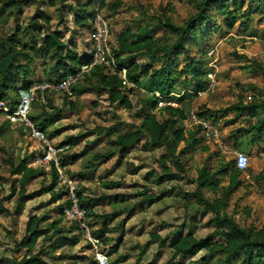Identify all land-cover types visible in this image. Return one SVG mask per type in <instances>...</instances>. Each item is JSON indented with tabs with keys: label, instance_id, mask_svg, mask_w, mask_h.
<instances>
[{
	"label": "rangeland",
	"instance_id": "obj_1",
	"mask_svg": "<svg viewBox=\"0 0 264 264\" xmlns=\"http://www.w3.org/2000/svg\"><path fill=\"white\" fill-rule=\"evenodd\" d=\"M89 1L33 0L31 4H24L19 17L9 15L0 20V39L5 40L14 34L17 24L27 27L30 16L43 13L50 18L49 26H44L45 29L60 28L67 40H77L79 48L83 49V40L85 43L91 42L90 33L86 30L84 34L83 31V34L79 33L82 34L79 37L78 32L82 27L75 23L71 8L77 7L78 3ZM101 1L95 0L94 8L98 7ZM113 1L104 0L106 6L101 10L110 22L112 49L117 47L118 34L128 26L134 29L145 24L152 26L157 23L153 16L163 14L175 23L183 24L196 10L189 0H122L123 5L114 11ZM218 20L223 23V17H218ZM240 25L238 21L233 29H216L205 40L198 35L200 44L199 47H194V52L204 58L205 63L211 60L206 68H214L211 73L214 74L216 85L211 87V78L209 75L205 77L210 79L208 88L187 102V111L207 107L214 110L217 116L223 114L224 118L217 123L225 138L232 130H239L245 123L244 118H236L230 107L241 97L245 102H250V99L259 98L264 92V75L253 63L256 60L264 67V20L259 14H253L246 30L242 31ZM22 33L25 35L22 37L24 42L31 40V33ZM162 34V31L158 32L159 36ZM214 47L217 48V55L211 56L209 52ZM41 63L38 60L35 66V79L43 77ZM181 78L178 77L177 80ZM187 84L188 82L177 83V92H182L184 87L192 88ZM72 91L71 95L58 91L49 93L52 102L48 106H54L61 110L62 114V119L54 125L60 132L52 140L56 144L70 137L77 140L68 148L67 153H64L66 165L62 167V172L76 187L78 186V190H83V198L96 200V213L111 216L106 223L98 222L92 217L89 219L95 230L103 228L104 224L113 229L105 235L107 243L101 247L108 254L109 264H166L172 255L169 242L180 226H183L185 231L193 229L199 236L211 233L215 228L212 220L214 212L210 208L206 209L201 197L213 200L220 198L221 194L210 190H203L202 194H199L195 182L198 170L208 164L216 171L221 161L226 164L235 159V154L222 151L202 139L200 145H210L209 150L203 152L196 149L183 155L185 171L179 172L174 160L166 155L164 147L146 146L147 139L143 138L126 156L120 157L110 141L114 140L117 134L134 129L147 114L160 110L152 106L155 97L147 87V80L143 79L141 87H134L127 92L135 105L133 108L111 103L107 95L100 92V84L96 78L85 79ZM143 100L146 102L143 103ZM68 101H72L75 107L67 103ZM48 110L52 112V109ZM0 125L3 126L0 130V196L5 200V207L0 211V264H17L29 254L28 249L19 243L26 235L27 222L32 214L47 216L41 223L42 228L59 220V226L65 228L68 236H79L78 243L70 241L55 253L44 254L47 264H95V254L84 236L61 214V203L63 200L68 202L67 194L63 197V193L57 189L54 193L43 191L44 186L49 185L52 180L46 164H34L41 168V173L27 185L26 195L30 197L22 207L18 206L19 195L15 194L13 189L19 190L20 185L8 162L14 161L17 164L30 154L37 153L39 147L21 125L6 122ZM103 128H113V133L102 132ZM197 138L201 137L197 135ZM232 144L233 142L228 145L249 154L252 176L258 170L264 171V153L260 152L262 147H253L248 139H245L241 146ZM76 154H80V158L74 162L72 157ZM176 174L181 177H171ZM215 179L220 185L228 184L224 175L216 174ZM242 179L243 185L230 196L226 212L243 226L254 224L262 228L264 185L258 188L253 185V178ZM144 191L148 195L153 194L156 199L142 195ZM247 208L251 209L250 213ZM153 234L166 238L167 243H161ZM121 235L123 239L116 246ZM46 243L47 241L41 238L33 253H40V248ZM119 255H125L127 259L117 263ZM211 256L202 251L193 259H187L186 263L220 264V256L222 259L225 257L222 254ZM204 257L207 258L206 261Z\"/></svg>",
	"mask_w": 264,
	"mask_h": 264
},
{
	"label": "trees",
	"instance_id": "obj_2",
	"mask_svg": "<svg viewBox=\"0 0 264 264\" xmlns=\"http://www.w3.org/2000/svg\"><path fill=\"white\" fill-rule=\"evenodd\" d=\"M32 1L0 0V20L9 15L19 17L24 4H31ZM189 2L195 5L196 10L183 24H177L163 14L153 16L157 23L152 26L145 24L136 29L129 26L125 28L117 36V47L112 49L110 45L117 61V71L110 73L105 67L98 65L89 73H85L80 80L82 82L85 79L96 78L100 84V92L106 94L111 103H118L125 108L135 106L127 92L133 90L134 87H141L143 79L147 80V87L155 97L152 104L153 108H158L159 96L164 100H174L179 103L177 107L166 105L158 108L160 109L159 112L147 114L134 129L119 133L114 140L110 141L120 157H124L136 143L146 138V146L153 145L165 148L166 155L174 160L179 172L185 171L183 155L196 149L207 152L209 146L213 145L201 136L198 127L186 128L184 125L189 112L187 111V105H189L187 102L193 100L200 92L208 88L210 79H205V77H208L211 71H214L212 67L206 68L211 60H207L205 63L204 58L199 57L194 52V47L200 44L198 35H201L202 39L205 40L216 29L225 27L233 29L238 21L241 23L240 29L244 31L248 28V23L253 14H259L264 20V0H189ZM94 4L95 0H90L87 3H78L77 7L71 8L74 12L75 23L82 27V30L78 32L79 37H81L83 31L84 34L86 30L90 33L91 42L85 43V40H83V49L79 48L77 40L74 41L73 38L67 40L64 31L60 28L45 29L44 26H49L50 18L43 13L30 16V23L27 27L17 24L14 34L5 40L0 39V98L7 101L11 112L17 108L20 90L29 89L35 82H58L65 78L68 73L74 72L80 69L82 65L91 62L93 19L96 13L106 6L104 0L99 3L98 7L94 8ZM122 5V0H114L112 7L114 11H117ZM218 17H223V23L218 20ZM244 18L246 20H242ZM64 28L67 29L68 27ZM160 31L163 32L161 36L158 35ZM22 32L31 33L33 35L30 36L31 40L24 42L22 37H25V35ZM206 52L208 53L209 50ZM38 60L42 62L43 77L35 79L34 74L37 71L35 66ZM253 63L258 71L264 75V67L256 60ZM124 70L125 73H123ZM178 77H182L183 80H181L182 78L177 80ZM80 81L71 87V91L81 83ZM185 82H188L187 85L192 88L184 87L182 92H177L178 88L175 87L177 83ZM50 92L53 91H46L44 94L46 102L42 100V93H37L30 117L52 140L60 132V129H55L54 125L62 119V114L61 110L56 109L54 106H48L52 102ZM252 99H250V102L249 100L245 102L244 98L241 97L236 104L230 107L236 118H244L245 123L239 130H232L227 138L224 137L221 131L222 137L230 145L233 142L232 146L239 144L241 146L244 140L248 139L253 147H262L260 152L264 153V92L259 98ZM145 102L146 100H143V103ZM67 103L75 107L72 101ZM48 108L52 109V112H49ZM195 111L220 129L217 122L224 118L223 114L217 116L214 110L207 107ZM246 115L249 116L246 118ZM2 122L12 124L10 120L0 116V124ZM1 127L3 126L0 125V130ZM112 129L103 128L102 132L111 134L113 133ZM197 135L201 138H197ZM202 139L210 145L201 146ZM76 141V138L70 137L57 145H68L70 148ZM182 144L183 146H181ZM42 151L43 148L39 147L37 153L30 154L17 164L14 161L8 162L11 172L17 175L16 180L20 185L19 190L13 189V192L19 195V207H22L26 199L30 197V195H26L27 185L41 173V168L33 163ZM67 151L68 149L60 154L62 167L66 165L64 153L66 154ZM167 156H164V158ZM72 158L76 162L79 160L80 154H76ZM46 165L50 170L52 180L49 185L44 186L43 191L54 193L57 189L63 193L64 197V194H67V186L65 183L58 186V169L55 167L54 162ZM250 171L249 166L246 170L239 169L236 157L226 164L221 161L216 171L208 164L198 170L195 182L199 194H202L203 190H210L213 193L220 192L221 194L220 198H214L213 200L201 197L202 203L206 204V209L210 208L214 212L212 220L215 228L211 233L199 236L193 229L185 231L183 226H180L169 242L172 255L166 264H187V259H193L202 251H205L210 257H212L211 255H224L223 259L221 256L219 258L220 264H230L232 262L264 264V227L258 228L254 224L243 226L226 212L230 196L242 187V178L246 180V174L254 179L253 185L258 188L263 187L264 171L262 169L258 170L254 176ZM166 173L168 174V172ZM216 174L226 176L228 184L220 185L215 179ZM171 177L178 179L181 175L176 174ZM76 192L80 199V205L87 210V220L92 227L93 235L100 239L102 247L103 244L107 243L105 235L112 232L113 229L104 224L103 228L95 230L89 219L92 217L97 219L98 222L106 223L108 219H111V216L96 213L94 210L96 200L94 198H83V190H78V186ZM141 194L149 199H156V196L153 194L148 195L145 191ZM4 201V198L0 196V211L5 207ZM67 203L66 200L61 203V214L64 217L66 216L63 208ZM246 210L248 213L251 211L250 208ZM46 217V215L39 216L37 214L30 216L27 222L26 235L19 243V245L28 249L29 254L25 255L18 262L19 264H47L43 257L44 254L55 253L68 245L70 241L73 243L80 241L77 234L72 237L68 236L65 228L59 226V220H55L42 228L41 223ZM71 223L77 227L80 235L83 236L78 222L71 221ZM153 237L163 244L167 243L166 238H162L157 234H153ZM41 238L47 243L43 248H40V253L34 254L33 251ZM122 239L121 235L116 246L119 245ZM88 245L91 249V245L89 243ZM126 259L127 256L119 255L116 262L120 263ZM203 259L207 260L205 257ZM95 264H99L96 257Z\"/></svg>",
	"mask_w": 264,
	"mask_h": 264
},
{
	"label": "built area",
	"instance_id": "obj_3",
	"mask_svg": "<svg viewBox=\"0 0 264 264\" xmlns=\"http://www.w3.org/2000/svg\"><path fill=\"white\" fill-rule=\"evenodd\" d=\"M92 27L91 39L93 43V53L89 64H84L80 69L68 73L65 78L58 82H35L29 89L20 90L19 102L17 103L15 111L11 112L7 101L0 98V116L10 120L12 124L21 125L26 130L29 138L38 143V147L43 148L42 153L37 156L33 164H49L54 162V165L59 172L58 186L63 183L67 186L68 204L64 207V215L70 221L78 222L83 232V236L91 245V249L95 254L96 259L99 261V264H108V254L104 249H101L100 239L93 235L92 227L87 220L86 208L80 205V199L76 192L77 187L73 181L70 178L67 179L62 172L60 154L65 152L69 146L57 145L54 143L30 117L33 102L35 101L37 93H42V100L43 102H46V97L44 96L46 91H58L71 94V87L76 82H79L84 77L85 73H89L98 65L105 67L110 73L117 71V61L110 48V22L104 13L101 11L96 13ZM209 55L216 56L217 48H212ZM125 72L126 71L124 70L123 73ZM209 77L211 78V87H215L216 80L214 74L210 73ZM166 105L178 106V103L174 100H164L159 96L158 107L161 108ZM185 126L187 128L198 127L201 136L205 140L211 142L222 151L233 152L239 169L246 170L249 166L250 158L248 154L235 150L229 146L223 140L221 130L210 120L198 114L195 110L188 113L187 118L185 119ZM246 178L250 179V175L246 174Z\"/></svg>",
	"mask_w": 264,
	"mask_h": 264
},
{
	"label": "clouds",
	"instance_id": "obj_4",
	"mask_svg": "<svg viewBox=\"0 0 264 264\" xmlns=\"http://www.w3.org/2000/svg\"><path fill=\"white\" fill-rule=\"evenodd\" d=\"M103 13V12H102ZM177 107V106H176ZM159 108V107H158ZM32 112V111H31ZM189 113V112H188ZM184 125H185V121H184ZM186 127V126H185ZM187 128V127H186ZM53 141V140H52ZM55 143V142H54ZM69 148V147H68Z\"/></svg>",
	"mask_w": 264,
	"mask_h": 264
}]
</instances>
